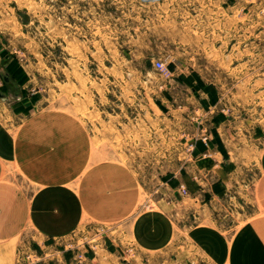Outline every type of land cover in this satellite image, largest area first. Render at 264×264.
I'll list each match as a JSON object with an SVG mask.
<instances>
[{
    "label": "rangeland",
    "instance_id": "1",
    "mask_svg": "<svg viewBox=\"0 0 264 264\" xmlns=\"http://www.w3.org/2000/svg\"><path fill=\"white\" fill-rule=\"evenodd\" d=\"M227 1L0 0V187L8 199L20 192L31 204L41 190L13 147L21 139L25 162L31 134L49 124L68 137L66 154L75 144L71 163L86 137L89 157L104 160L105 173L118 170L126 191L128 174L135 177L139 202L135 214L69 234L24 225L10 236L3 264H215L190 239L202 223L191 202L209 203L218 233L232 240L258 213L264 171V0H243L246 37L223 16ZM221 123L239 180H218L222 192L213 195L211 172L191 159L195 139L209 143ZM73 177L77 188L80 174ZM193 181L201 190L192 192ZM159 203L169 206L176 237L146 253L128 241L127 226Z\"/></svg>",
    "mask_w": 264,
    "mask_h": 264
},
{
    "label": "crops",
    "instance_id": "2",
    "mask_svg": "<svg viewBox=\"0 0 264 264\" xmlns=\"http://www.w3.org/2000/svg\"><path fill=\"white\" fill-rule=\"evenodd\" d=\"M240 1L236 5L234 0L227 1L228 8L224 9V14H222L230 21L234 20L238 23L241 31L243 30L240 36L246 37V29L242 25V21L246 18L243 12L245 2ZM239 45L242 46V43ZM219 120L222 118L213 119L217 122ZM221 124L218 129L215 126L212 140L209 143H204L200 139L192 141L196 145V149L191 160L211 172L214 182L210 191L213 195H219L222 192L218 180L226 181V184H234V181L239 180L231 173L232 158L229 159V151L226 152L224 147L232 144L226 142L227 140L221 136V131L226 132L223 127V125L226 126L225 123ZM25 129L29 130L26 127ZM45 129L46 133H39L37 136L31 134V139L29 132L21 131L22 142L25 137L31 141L29 142L31 146L29 144L27 154H25V158H27L25 162L21 139L14 142L15 162L17 164L20 161L25 163L26 175L35 178L41 185V190L33 197L31 204H28L20 192H17L15 198L9 200L7 197L9 195L8 187L1 185V264L8 262L10 236L18 232L24 225L28 224V227L38 228L39 232L41 231L43 234L64 235L83 227L90 221L98 223L119 221L129 216L133 211L135 214L139 203L135 177L128 174L129 183L127 182L128 189L126 191V184H121L118 170L105 173L104 160L94 162L89 157L86 137L77 141V147L80 148V155H78L80 160L71 163V158H77L76 152L72 150V146L75 144L70 143L71 150L66 154L68 147L64 140L68 138L66 134L57 136L52 129L49 130V124ZM48 131L50 133H47ZM223 162L225 163L221 165ZM261 164L263 167L264 154L261 157ZM76 172L80 174V179L76 183L77 188H71L69 185L72 184L73 174ZM189 186L192 187V192H196L197 189L201 190L194 181ZM254 196L258 205V213L240 226L233 239L228 241L218 233L219 231L212 222L210 204L202 203L199 199L198 202L195 199L191 202L193 212L201 215L202 223L193 229L190 239L215 264H264V171L257 181ZM168 207L166 203L165 205L160 204L157 210L142 211L135 217L133 224L127 226L128 241L139 243V248L146 253L166 248L167 244L173 242L176 237L175 226L167 220Z\"/></svg>",
    "mask_w": 264,
    "mask_h": 264
},
{
    "label": "built area",
    "instance_id": "3",
    "mask_svg": "<svg viewBox=\"0 0 264 264\" xmlns=\"http://www.w3.org/2000/svg\"><path fill=\"white\" fill-rule=\"evenodd\" d=\"M154 67L156 69L160 70L163 74L170 75V71H169L168 67L162 61H156L154 63Z\"/></svg>",
    "mask_w": 264,
    "mask_h": 264
},
{
    "label": "trees",
    "instance_id": "4",
    "mask_svg": "<svg viewBox=\"0 0 264 264\" xmlns=\"http://www.w3.org/2000/svg\"><path fill=\"white\" fill-rule=\"evenodd\" d=\"M173 66L172 65H169V68L171 69Z\"/></svg>",
    "mask_w": 264,
    "mask_h": 264
},
{
    "label": "bare ground",
    "instance_id": "5",
    "mask_svg": "<svg viewBox=\"0 0 264 264\" xmlns=\"http://www.w3.org/2000/svg\"><path fill=\"white\" fill-rule=\"evenodd\" d=\"M58 144V143H57ZM226 264V263H225Z\"/></svg>",
    "mask_w": 264,
    "mask_h": 264
}]
</instances>
